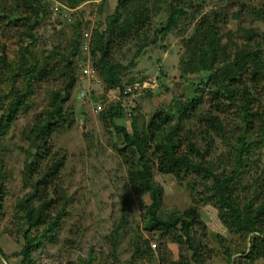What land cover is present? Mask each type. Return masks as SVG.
Wrapping results in <instances>:
<instances>
[{"label": "rangeland", "instance_id": "obj_1", "mask_svg": "<svg viewBox=\"0 0 264 264\" xmlns=\"http://www.w3.org/2000/svg\"><path fill=\"white\" fill-rule=\"evenodd\" d=\"M170 1L146 0L142 7L148 9L149 39H153L155 29L166 23ZM13 4V0H0V55L6 57L5 63L0 60V117L3 120L0 124V264H22V231L28 228L21 226L24 210L18 202L28 197L33 188L31 181L28 182L33 178L25 176L26 163L29 159L39 167L47 159L39 157L36 146L27 139V132L49 108L53 92L64 90L65 80L59 71L63 69V55L74 36L76 21L83 44L78 56L69 57L77 66L76 83L64 103L71 111L72 125L54 133L50 140L53 152L66 155L60 174L54 180L65 190L66 209L58 225L32 249L30 264H84L88 260L89 264H159L157 254L160 253L167 254L168 262L180 259L179 243L171 236L163 244L158 239V229L146 224L151 199L133 180L137 170L135 153L126 146L114 126L99 117L101 111L117 101L123 108L122 117L115 119L117 125L132 131L135 117L138 131L149 127L151 132L147 154L152 177L162 189L157 215L164 218L173 209L187 212L194 196L199 216L193 229L201 233L204 224L207 230L203 264H233L234 259L242 264L244 260L239 258L244 256L242 250L248 251V237L229 231L220 222L216 205L199 203L201 196L209 193L206 189L211 181L195 172H184V167L175 174L162 173L157 168L160 154L155 152V147L163 131L159 129L163 126L157 122L165 118H170L172 123L181 121L183 143L180 148L190 160L199 158L186 148V137L192 138L201 151H205L206 143L210 142L204 156L206 164H213L219 172L223 168L226 172L231 169L234 162L230 161L233 150L229 145L237 143L240 133L245 132L249 139L257 135L245 129L238 104L227 98L224 91L219 96L214 95L217 84L211 75L223 70L227 61L215 63L212 54L197 56L198 70L194 72L185 64L190 54L186 42L206 16L216 25L231 60L249 47L263 48L264 14L258 18L252 11H264V0H195L183 6L185 14L178 24L159 35L157 41L135 59V66L122 72L123 90L121 87L110 89L102 81L94 66L99 64L100 53L92 48L93 41L99 47L103 23L116 7L117 0H87L76 7H70L65 0H41L40 23L33 31V41L25 34L27 23L21 15L23 7L11 12ZM132 10L126 11L131 13ZM140 43L133 40L126 45H115L111 59L127 65ZM248 43L251 46L247 47ZM55 51L59 54H54ZM33 65L29 77L24 66ZM249 74L250 70L244 73V85L252 110L264 118V78L249 81ZM21 93L23 104L14 117L8 118L9 103ZM200 112L218 117L225 136H219L200 121L196 116ZM153 117L157 120L153 121ZM153 122L157 130L150 128ZM245 162L242 179L245 186L250 187L255 181L262 184L264 138L253 143ZM249 166L251 169L247 170ZM245 194V191L240 192L243 201ZM123 204L128 206L126 214ZM30 233L36 237L41 228L31 229ZM220 237L223 240L220 241ZM154 242L156 247L152 246ZM227 251L234 253L232 258ZM183 253L189 256V252ZM255 264H264V258L257 259Z\"/></svg>", "mask_w": 264, "mask_h": 264}, {"label": "trees", "instance_id": "obj_2", "mask_svg": "<svg viewBox=\"0 0 264 264\" xmlns=\"http://www.w3.org/2000/svg\"><path fill=\"white\" fill-rule=\"evenodd\" d=\"M13 8L11 12L19 11L20 6L23 7L21 15L27 23L25 34L30 40H34L33 31L39 25V17L41 16V0H13ZM70 7H76L78 3L87 0H65ZM195 0H171L170 12L166 23L160 28L154 30L153 39H149L146 32V25L149 26L148 9H142L146 0H117L116 7L107 15L103 23L102 33L99 35V47L97 43H92V48L100 53L99 64L94 66L99 71L100 78L110 89L120 88L121 74L127 67L135 66V59L141 54L142 50L147 46L154 44L159 35H163L174 28L179 19L184 16L185 9L183 6L193 3ZM3 7L4 5L1 4ZM132 8L131 13H127V9ZM258 18L263 17V10L253 11ZM251 12V13H252ZM126 13L123 18V14ZM34 21L32 22V18ZM123 18V19H122ZM209 18L204 16L199 22L194 31L193 36L186 42V47L189 51L188 62L185 63L192 71H197L196 65L197 56L212 54L215 58V63L227 61L223 64L220 72L211 75V78L217 84L214 90V95L219 96L225 92L227 98L233 103L239 105L243 112L245 129L251 132L256 138H247L244 133L238 135V140L235 145H229L232 152L234 162L231 169L227 172L223 168L222 171H217L213 164H206L204 156L209 149L210 142L208 141L205 151H201L197 143L190 137H186V148L199 158L198 161L189 159V156L180 148L182 142L181 121L171 122L170 118L162 119L157 122L160 131L155 152L159 153V163L157 168L162 173H178L181 167L185 168L184 172H195L211 181V185L206 190L209 193L201 196V201L204 203H213L218 208V218L223 225H226L229 231L236 233L249 241L248 251L242 250L244 256L239 259L244 260L242 264H255L257 259L264 258V181L260 180L252 183L250 187L243 183V164L246 163V157L250 154L253 143L257 139L264 138V118L259 112L252 110L250 99L248 98L244 82V73L250 70L249 81H256L264 78V47L251 48L249 43L248 49L238 52L232 60L227 52L226 44L222 43V37L217 31L214 22H210ZM147 23V24H146ZM74 36L70 41L69 47L63 55V69L59 72L64 77L63 92L54 91L51 97L50 106L39 116L30 130L27 132V139L32 145L36 146L39 157H47L42 166H36L37 163L29 160L26 163L25 176H31L33 186L32 192L23 200H19L18 205L24 210L22 217V227H27L22 236L24 244L21 250L22 264H30V253L32 249L47 236L59 223L61 217L65 214L67 196L64 188L60 183H55L54 180L60 174L64 165L65 153L53 152L50 145L52 135L66 127L72 125L71 111L64 107V103L68 100L71 90L76 83V68L70 56H78L82 46V33L79 22L74 24ZM137 40L141 42L135 52L134 58L127 64L123 65L111 59L110 55L115 45H126L130 41ZM54 54H59L57 51ZM0 60L5 63L6 57L0 55ZM250 64L252 68L246 67ZM32 67L24 66L26 74H32ZM123 93V91H122ZM239 95V96H238ZM23 104V94H19L9 103L7 117H14L18 108ZM123 108L120 101L109 105L100 113V119L108 122L118 134L121 136L126 146L135 153L137 170L133 176V180L143 188L145 193L150 195L151 203L147 206L148 218L146 224L152 228L158 229V239L163 244L167 243L172 236L174 241L180 245L181 252L179 260H166L167 254H157L159 264H203L202 254L206 251L207 230L202 224L201 233H197L193 229V223L197 218L195 206L197 205L196 198H191L192 207L187 212H180L173 209L163 218L157 215V211L161 206L162 189L152 177V168L150 159H148L149 142L151 132L149 127L142 128L138 131L136 118L132 121V131L126 127H122L115 123V119L121 118ZM200 121L206 123L208 128L214 129L219 136H225L223 125L218 117L213 114L205 115L199 113L196 115ZM157 120V117H153ZM160 118V117H158ZM159 120V119H158ZM0 117V124L2 122ZM153 122L150 124L151 129L157 130L158 127ZM42 152V153H41ZM32 156L33 153H29ZM223 161V160H222ZM139 167V168H138ZM251 167H247L250 170ZM260 190V191H259ZM245 191L246 199H240V192ZM258 193H260L258 195ZM123 213L126 214L128 206L123 204ZM192 213V214H191ZM191 214V215H190ZM124 220V217H123ZM121 222L124 225L125 221ZM20 226V227H21ZM41 228V233L36 237H32L31 229ZM120 229L117 228L115 235ZM24 230V229H23ZM201 236V238L199 237ZM200 238V239H199ZM223 240L220 237V241ZM206 241V242H205ZM156 243V242H154ZM247 250V249H246ZM1 251V249H0ZM183 252H189L184 255ZM233 252L227 251L229 258H232ZM161 261V263H160ZM89 260L84 264H89ZM167 262V263H166ZM233 264H237L234 259Z\"/></svg>", "mask_w": 264, "mask_h": 264}, {"label": "built area", "instance_id": "obj_3", "mask_svg": "<svg viewBox=\"0 0 264 264\" xmlns=\"http://www.w3.org/2000/svg\"><path fill=\"white\" fill-rule=\"evenodd\" d=\"M85 36H88V34L85 33ZM87 45V42L85 43V46ZM84 72L85 73H88V70L87 69H84ZM152 246L153 247H156V243H152Z\"/></svg>", "mask_w": 264, "mask_h": 264}, {"label": "crops", "instance_id": "obj_4", "mask_svg": "<svg viewBox=\"0 0 264 264\" xmlns=\"http://www.w3.org/2000/svg\"><path fill=\"white\" fill-rule=\"evenodd\" d=\"M203 209H205V208H203ZM203 209H201V212H202ZM201 212H200V213H201Z\"/></svg>", "mask_w": 264, "mask_h": 264}]
</instances>
